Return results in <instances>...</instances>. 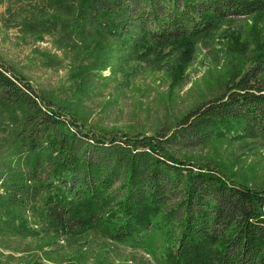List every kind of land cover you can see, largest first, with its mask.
Returning a JSON list of instances; mask_svg holds the SVG:
<instances>
[{"label": "trees", "instance_id": "obj_1", "mask_svg": "<svg viewBox=\"0 0 264 264\" xmlns=\"http://www.w3.org/2000/svg\"><path fill=\"white\" fill-rule=\"evenodd\" d=\"M73 1L74 38L114 41L131 63L172 44L189 47L223 19L264 14V0ZM0 115L11 120L0 138L6 233L67 239L93 231L142 248L156 229L163 264H264V186L179 156L215 136L264 146L262 62L235 72L172 132L136 135L86 130L0 56Z\"/></svg>", "mask_w": 264, "mask_h": 264}, {"label": "rangeland", "instance_id": "obj_2", "mask_svg": "<svg viewBox=\"0 0 264 264\" xmlns=\"http://www.w3.org/2000/svg\"><path fill=\"white\" fill-rule=\"evenodd\" d=\"M74 3L0 0V56L78 115L86 130L172 132L194 107L218 97L235 72L264 64L262 13L223 19L189 47L172 44L147 61L131 63L114 41L83 44L74 38ZM0 119L7 121L6 127L0 123L2 138L11 120ZM179 156L211 162L240 183L264 186V146L258 140L215 136ZM165 247L156 229L146 246L133 248L93 231L61 239L23 237L0 228V264H163Z\"/></svg>", "mask_w": 264, "mask_h": 264}]
</instances>
